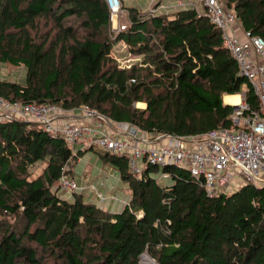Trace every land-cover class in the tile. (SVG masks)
<instances>
[{"label": "trees", "instance_id": "trees-1", "mask_svg": "<svg viewBox=\"0 0 264 264\" xmlns=\"http://www.w3.org/2000/svg\"><path fill=\"white\" fill-rule=\"evenodd\" d=\"M220 1L264 40V0ZM126 8V28L112 36L106 0H0V67L26 70L23 84L0 76V96L62 110L87 105L149 139L239 128L224 95L242 94L258 109L207 16ZM120 41L140 62L118 66L110 52ZM89 149L74 154L34 121L0 120V264H138L143 252L157 264H264V187L209 197L184 168L146 165L136 175L126 155L98 151L129 188L128 204L112 210L81 192L60 195L64 165ZM158 171L172 184L161 186Z\"/></svg>", "mask_w": 264, "mask_h": 264}, {"label": "built area", "instance_id": "built-area-1", "mask_svg": "<svg viewBox=\"0 0 264 264\" xmlns=\"http://www.w3.org/2000/svg\"><path fill=\"white\" fill-rule=\"evenodd\" d=\"M110 18L121 10V0H106ZM193 8L204 14L222 32L225 45L237 63L240 74L251 83L257 98L258 109L252 110L240 101L231 114V122L239 128H219L201 134L176 136L157 135L147 138L143 132L127 123H114L87 105L77 109L87 121H62V109L53 103L10 102L0 96V120L34 121L52 137L62 138L74 154L93 148L116 156L128 157V167L140 175L146 165L164 167L174 165L186 169L201 185L205 194L214 197L231 193L245 183L264 187V40L241 28L235 14L224 8L220 0H176L170 6L151 0L143 13L154 15L176 7ZM200 6L203 10L200 9ZM126 28L117 24L114 31ZM141 132V133H140ZM140 133V134H138ZM64 165L59 180L61 190L83 192L90 188L100 203L115 200L123 205L126 199L105 195L95 185L78 184L67 174ZM163 178L169 173L161 172ZM138 264H157L147 252L140 255Z\"/></svg>", "mask_w": 264, "mask_h": 264}, {"label": "rangeland", "instance_id": "rangeland-1", "mask_svg": "<svg viewBox=\"0 0 264 264\" xmlns=\"http://www.w3.org/2000/svg\"><path fill=\"white\" fill-rule=\"evenodd\" d=\"M150 1L151 0H121V10H120V13L118 14V16L116 17L117 24H121L122 22H124L125 24L127 23L128 13L122 7V4L125 7L136 8V9L140 10L141 12H144ZM163 1L166 3V6H170L176 2V0H163ZM192 1H194L196 3L200 2V0H192ZM181 8H183V7L178 6L175 9L179 10ZM200 9L203 10V8L201 6H200ZM124 17L126 18L125 21H124ZM75 23H77V21ZM112 26H114V23H112V19H111L110 32L112 33V36H113L114 32L112 30ZM110 56H111V58H113L117 61L119 67H129L133 63L140 62V60H141V56L132 55L131 53H129L127 45L122 41L113 45L111 52H110ZM0 76L7 79V80L10 79V80H14L15 82L23 84L25 82L26 70L22 66L2 65V67H0ZM238 96L240 97V95H238ZM240 101H241V98H240ZM143 104H145V103L138 102V103H136V106L142 107V106H144ZM76 146L79 147L80 144L76 143L73 147L75 148ZM80 149H84V148H80ZM44 163H38L37 165H34L31 168L32 172H31L30 176L35 177L36 175H38L41 172V169H42V166L44 165ZM68 167H69L68 171H70V173H71V168L73 169L74 174H75L74 180L78 184L83 183L81 181L83 176L91 178V177H93L99 173H102V171H103V173H106V176H107L105 178V181H107L109 184L113 185V187L115 189L114 191L116 192V194L119 197L125 198L126 201H128V198L130 197V195H129V188H128L127 184L118 180V177H119L118 171L115 169L114 166H111L110 164H106L102 161V159L99 157L98 150L89 149V150L85 151L82 154V156H80L79 161H77V159H75L74 162L68 164ZM107 168H108V171H105V169H107ZM154 176L157 178L158 183L161 186H166V185L172 184V180L170 178H163L161 176V172H159V171L156 172ZM96 185L100 189L97 182H96ZM81 193L83 194L84 199H88V197H92L94 202H96L97 204L99 203L98 200L95 199V197H93V194L91 191L84 190ZM71 194H72V192L67 191V190L60 192V195L63 197H70ZM107 201H110V202H106V203L102 204L105 208L116 210V209H119L123 206L120 203H118V204L115 203L117 201H115V202H113L111 200H107ZM6 222H8L10 225H12V224L16 223V220H14L12 217L9 216L8 220H6Z\"/></svg>", "mask_w": 264, "mask_h": 264}, {"label": "crops", "instance_id": "crops-1", "mask_svg": "<svg viewBox=\"0 0 264 264\" xmlns=\"http://www.w3.org/2000/svg\"><path fill=\"white\" fill-rule=\"evenodd\" d=\"M192 1V0H191ZM158 2H161V3H163L164 1L163 0H154V3L156 4V3H158ZM165 3V2H164ZM163 3V4H164ZM165 5H166V3H165ZM125 10L127 9L126 7L124 8ZM174 11H176L175 9H173V8H170V9H168L167 11H160L159 13H167V14H170V13H173ZM126 17V16H125ZM124 17V21H125V18ZM112 23H114V26H112V29H114V27L117 25V19L116 18H113L112 19ZM122 23H124V22H122ZM238 95H240V98H241V101L243 100V95L242 94H233V95H224L223 96V102L224 103H226V104H229V105H237V104H235V103H231L230 101H226V97H233V96H238ZM144 106H145V104H143ZM144 106H142V107H144ZM62 121H87V119L84 117V115L81 113V111L79 110V109H69V110H64V111H62V113H60V115L58 116ZM141 133V132H140ZM140 133H138V134H140ZM79 149L80 148H82V147H78ZM82 150H86V149H82ZM99 151V150H98ZM79 159H80V157L79 158H77V161H79ZM71 171H72V174H71V176L74 178V171H73V169L71 168ZM102 171V170H101ZM105 171H108V168L107 169H105ZM107 176H106V173H103V171H102V173H99V174H97V175H95V176H93V177H91V178H88V177H86V176H83L82 177V179H81V181L83 182L81 185H83V186H85V187H87L88 185H95L96 187H97V185H96V182L98 183V186L100 187V189L97 187V189L100 191V192H102L103 194H105V195H113V196H115V197H118V198H120V199H125V198H122V197H119L117 194H116V192L114 191L115 189H114V187H113V185L112 184H109L107 181H105V178H106ZM118 180H120L119 179V177H118ZM85 182V183H84ZM81 183V182H80ZM85 190H89V191H91L92 192V194H93V197H94V192L90 189V188H87V189H85ZM86 200H93L92 199V197H88V199H86ZM111 201H113V202H115V200H111ZM106 202H110V201H107L106 200ZM106 202H104V203H106ZM104 203H100V204H104ZM115 203H120V202H115ZM121 204V203H120ZM104 207V206H103Z\"/></svg>", "mask_w": 264, "mask_h": 264}, {"label": "bare ground", "instance_id": "bare-ground-1", "mask_svg": "<svg viewBox=\"0 0 264 264\" xmlns=\"http://www.w3.org/2000/svg\"><path fill=\"white\" fill-rule=\"evenodd\" d=\"M226 101H230L231 103L239 104L240 103V97L239 96H233V97H226Z\"/></svg>", "mask_w": 264, "mask_h": 264}, {"label": "water", "instance_id": "water-1", "mask_svg": "<svg viewBox=\"0 0 264 264\" xmlns=\"http://www.w3.org/2000/svg\"><path fill=\"white\" fill-rule=\"evenodd\" d=\"M234 109H237L238 108V105H232Z\"/></svg>", "mask_w": 264, "mask_h": 264}]
</instances>
